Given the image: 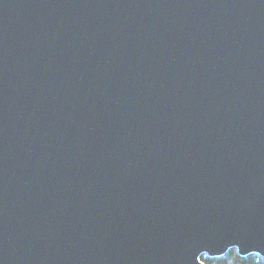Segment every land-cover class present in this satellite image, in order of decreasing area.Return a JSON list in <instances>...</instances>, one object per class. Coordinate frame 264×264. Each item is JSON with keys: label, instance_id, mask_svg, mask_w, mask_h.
I'll return each mask as SVG.
<instances>
[{"label": "water", "instance_id": "water-1", "mask_svg": "<svg viewBox=\"0 0 264 264\" xmlns=\"http://www.w3.org/2000/svg\"><path fill=\"white\" fill-rule=\"evenodd\" d=\"M264 260V0H0V264Z\"/></svg>", "mask_w": 264, "mask_h": 264}, {"label": "trees", "instance_id": "trees-1", "mask_svg": "<svg viewBox=\"0 0 264 264\" xmlns=\"http://www.w3.org/2000/svg\"><path fill=\"white\" fill-rule=\"evenodd\" d=\"M200 260L203 264H264V260L258 255L251 254L241 257L236 249H229L223 256L217 258L202 255Z\"/></svg>", "mask_w": 264, "mask_h": 264}]
</instances>
